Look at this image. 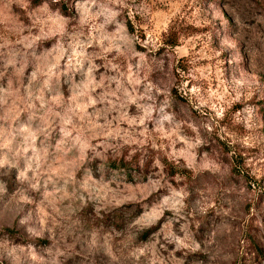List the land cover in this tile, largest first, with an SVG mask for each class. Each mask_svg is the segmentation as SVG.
Segmentation results:
<instances>
[{
    "label": "clouds",
    "instance_id": "9594fccd",
    "mask_svg": "<svg viewBox=\"0 0 264 264\" xmlns=\"http://www.w3.org/2000/svg\"><path fill=\"white\" fill-rule=\"evenodd\" d=\"M0 264H264V0H0Z\"/></svg>",
    "mask_w": 264,
    "mask_h": 264
}]
</instances>
